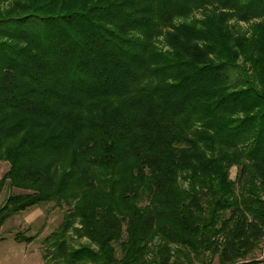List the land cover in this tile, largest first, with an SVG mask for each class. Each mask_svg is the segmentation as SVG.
<instances>
[{
  "label": "trees",
  "instance_id": "16d2710c",
  "mask_svg": "<svg viewBox=\"0 0 264 264\" xmlns=\"http://www.w3.org/2000/svg\"><path fill=\"white\" fill-rule=\"evenodd\" d=\"M0 161V197L24 192L0 229L67 208L50 263L240 264L264 239V0H0Z\"/></svg>",
  "mask_w": 264,
  "mask_h": 264
},
{
  "label": "rangeland",
  "instance_id": "374dc122",
  "mask_svg": "<svg viewBox=\"0 0 264 264\" xmlns=\"http://www.w3.org/2000/svg\"><path fill=\"white\" fill-rule=\"evenodd\" d=\"M240 25L244 29L248 27L244 23ZM167 48L165 46L166 50ZM9 170V163L0 161V180ZM236 175L237 168L234 167L231 170L232 179H235ZM21 193L24 192L6 185L0 197V206L4 205L10 195ZM66 210L67 208H59L54 203H50L30 208L11 217L0 229V264H59L50 263V260L45 259L47 254L45 240L61 225ZM17 237L34 238L35 240L28 244L17 241ZM71 240L74 247L87 243V239H80L75 235H72ZM119 256L120 253H118ZM263 260L264 239L253 254L239 263L247 264ZM212 264H221L219 258L216 257ZM259 264H264V261Z\"/></svg>",
  "mask_w": 264,
  "mask_h": 264
},
{
  "label": "built area",
  "instance_id": "2783aa9c",
  "mask_svg": "<svg viewBox=\"0 0 264 264\" xmlns=\"http://www.w3.org/2000/svg\"><path fill=\"white\" fill-rule=\"evenodd\" d=\"M264 261V260H263Z\"/></svg>",
  "mask_w": 264,
  "mask_h": 264
}]
</instances>
